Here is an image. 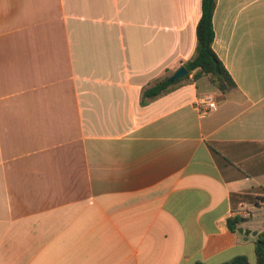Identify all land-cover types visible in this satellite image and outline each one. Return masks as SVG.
I'll return each mask as SVG.
<instances>
[{"label":"crops","instance_id":"obj_1","mask_svg":"<svg viewBox=\"0 0 264 264\" xmlns=\"http://www.w3.org/2000/svg\"><path fill=\"white\" fill-rule=\"evenodd\" d=\"M201 15L202 0H0V264L256 263L264 0L217 1L236 90L204 77L141 103L194 55Z\"/></svg>","mask_w":264,"mask_h":264},{"label":"trees","instance_id":"obj_2","mask_svg":"<svg viewBox=\"0 0 264 264\" xmlns=\"http://www.w3.org/2000/svg\"><path fill=\"white\" fill-rule=\"evenodd\" d=\"M218 0H202V15L199 20L196 37L197 46L194 55L183 66L188 74L170 82L171 75L158 78L142 93V105L156 100L162 96L170 94L188 82H196L204 77L223 94L231 93L237 89L232 76L219 59L214 50L215 29L214 13ZM264 201V199H262ZM247 219L240 216L232 217L228 220V226L232 232H237L238 227ZM197 264H205L198 262ZM224 264H252L245 256H238ZM264 264V232L258 234L256 238V263Z\"/></svg>","mask_w":264,"mask_h":264},{"label":"built area","instance_id":"obj_3","mask_svg":"<svg viewBox=\"0 0 264 264\" xmlns=\"http://www.w3.org/2000/svg\"><path fill=\"white\" fill-rule=\"evenodd\" d=\"M199 108L204 112L208 113L210 111H214L218 108V104L211 97L201 98L198 103Z\"/></svg>","mask_w":264,"mask_h":264},{"label":"water","instance_id":"obj_4","mask_svg":"<svg viewBox=\"0 0 264 264\" xmlns=\"http://www.w3.org/2000/svg\"><path fill=\"white\" fill-rule=\"evenodd\" d=\"M188 74V71H187V69L184 67V66H182V67H180L172 76H171V78H170V82H175L176 80H178V79H181V78H183V77H185L186 75ZM239 232L240 233H245L246 235H249V234H251V231L250 230H246V229H244V228H240L239 229ZM252 234L253 235H257V232H252Z\"/></svg>","mask_w":264,"mask_h":264},{"label":"rangeland","instance_id":"obj_5","mask_svg":"<svg viewBox=\"0 0 264 264\" xmlns=\"http://www.w3.org/2000/svg\"><path fill=\"white\" fill-rule=\"evenodd\" d=\"M253 219L251 220V221H253L252 223L253 224H261V222H264V208H263V210L262 211H256V212H254L253 213ZM263 220V221H262ZM264 225H260V228L263 230V227ZM240 229V228H239ZM239 231V230H238Z\"/></svg>","mask_w":264,"mask_h":264}]
</instances>
